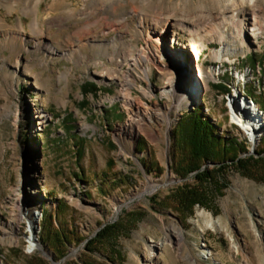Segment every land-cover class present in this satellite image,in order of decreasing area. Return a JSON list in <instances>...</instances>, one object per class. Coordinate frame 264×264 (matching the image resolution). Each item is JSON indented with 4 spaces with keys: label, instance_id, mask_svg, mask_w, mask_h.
<instances>
[{
    "label": "rangeland",
    "instance_id": "1",
    "mask_svg": "<svg viewBox=\"0 0 264 264\" xmlns=\"http://www.w3.org/2000/svg\"><path fill=\"white\" fill-rule=\"evenodd\" d=\"M37 1L41 30L34 32L35 15L22 5ZM12 2L16 7L8 12L2 3ZM112 2L0 0V264H26L34 254L49 264H264V155L258 153L264 136L232 122L234 131L222 137L237 147L236 161L243 160L228 164L219 180L223 187L215 181L222 193L195 204L191 215L180 212L178 200L169 195L184 182L193 184L198 171L185 178L175 173L172 130L178 122L177 129L193 123L202 106L190 114L188 100L178 106L177 96L164 92L171 85L167 77L175 76L170 66L158 71L154 61L129 59L141 49L154 19L157 29L169 21L167 32L188 43L204 67L216 59L220 44L236 43L234 52L224 54L230 63L224 55L219 59L222 68L252 67L246 90L264 107V43L247 57H237L242 47L234 18L230 10L220 12L232 7L230 0H121L107 20ZM235 8L242 18L254 14L264 20V0H241ZM20 26L26 43H7L6 36ZM42 42L74 55L54 56L37 47ZM251 47L244 44L243 50ZM106 66L115 78L101 75ZM207 73L204 105L218 126L229 125L227 84L235 79L229 74L213 79ZM122 91L123 97L113 98ZM217 165L203 160L200 170ZM152 185L156 188L149 192ZM60 199L67 213L59 210L53 220L57 226L66 222L70 232L64 240L66 255L56 259L42 240V227ZM31 219L38 221L35 242L30 241ZM118 220L123 226L106 235L103 244L91 243ZM160 242L164 245L157 249ZM152 248L156 254L150 260Z\"/></svg>",
    "mask_w": 264,
    "mask_h": 264
},
{
    "label": "bare ground",
    "instance_id": "2",
    "mask_svg": "<svg viewBox=\"0 0 264 264\" xmlns=\"http://www.w3.org/2000/svg\"><path fill=\"white\" fill-rule=\"evenodd\" d=\"M250 1H253V0H250ZM120 2L121 0H113L112 5H111L112 11L109 10L107 12L108 14V16L106 17L107 20H111L115 16L114 9L116 6H119ZM240 3H241V0H230L229 4L232 7H226L225 9L223 8L220 9L221 10L220 12L230 10V16L234 18V22L232 25L238 29V31H236V37H237L236 41H240L238 40V36L239 38L241 37L239 31H241L242 29L241 27H243L242 25L247 23V18H242V16H238V9L235 8V5H239ZM2 4L8 10V12H12L16 7V4H14L13 2L12 3H2ZM38 4L39 3L37 1L32 6H30L29 3L22 5L23 11L31 12L32 14L35 15V18L33 19L30 25L32 31L34 32H36L40 28V22L38 18V14H39ZM254 17L255 15L251 14L250 19H254ZM155 22L158 23V21L154 19L152 21V24H155ZM138 23H141V21H138ZM169 24H170L169 21H167L165 26H163L161 30H157V29L149 30L147 39L144 40L140 46L141 49H138L135 55H131L129 57L130 61H134V62L138 61L139 63L143 62L147 64L154 61L152 63L158 71L159 69L162 70L166 66L167 67L170 66L171 68H173L175 76H173V74L171 73V75L167 77V79L165 80V83H171V85H170V88H165L164 92L173 95V97L177 96V99L174 98V100H176L178 106L182 105L184 102H187L188 100L187 106H186L188 108V112L195 111L196 106H199L200 104L202 106L201 107L202 117L204 119L209 120L210 123L214 125V127H217L216 129L220 134V135L218 134L219 136L221 137L225 136L223 135V133L231 129L234 131V129L232 128V122L234 123L238 122V123H241L243 125V128L245 127L244 129H247L250 132V134H254V136L259 135V138L261 139L262 136H264V107H261L260 105H258V102L255 100V98H253V96L249 94V91L246 90L247 82L252 80L254 77L252 68L246 67L244 69H239V68L232 69L231 67H228V68L223 69L222 68L223 63H220L216 67V71L213 72L214 73L213 77L218 80L226 76V74L231 75L232 79H235V81L231 79L232 81L229 82V84H227L231 90H229V92L226 93V99H227L226 105L230 112L229 121H231V123L229 125L223 123V125L218 126L217 124L218 119H215L209 113L203 101L204 95L207 92L206 91L207 84L204 81L203 75L205 72L207 74L206 79L207 80L210 79L207 73L208 68L207 66L204 67V61L201 60L199 56H197V52L191 49L188 43H183V40L180 36H175L174 33H171V34L166 33L167 26ZM87 25L88 24H86V26ZM179 26L183 27V24L179 23ZM248 27H249V23H248ZM255 28L253 26L251 27L252 30H254ZM22 29L23 27L20 26L18 30H12L9 36H6L7 40L9 41L7 43H12V44L26 43L27 37L25 34H23ZM188 30L192 33H198L197 38L202 37L201 35H199V32H197L196 27H189ZM213 31H216V30H213ZM223 31L225 30L223 29ZM153 32H154V35H153ZM246 33L247 32L243 31L244 35H246ZM226 36H221V39L223 38L225 39ZM154 38H156V40L159 41V43H156L153 46V43H149V42H151ZM179 39H181V41H179ZM224 39L222 40V42H224ZM232 44L235 45L236 43L222 44V46L218 49V51H216V55H217L216 58H220V57L222 58L224 54H227L229 51L233 49L235 51L238 48V46L236 45L234 48L230 47ZM37 47L39 49L43 48L44 51L49 52L53 54L54 56L60 55V56H66L68 58H72L74 55V53L73 54L69 53V51H67L64 48H59L53 44H48L46 42L37 44ZM104 50L108 51L107 48H105ZM224 57L226 59H230L229 57L225 55ZM185 61H187L188 66H190L188 71L186 70L187 65ZM149 68L150 66L148 65L144 66V70L146 74L149 73ZM182 68L186 70V73H188V75H186L185 72L182 71ZM115 74H116L115 71L111 70V68L108 66H106L104 68V72L101 73L102 76L107 77L108 79L115 78ZM185 77L186 79H184ZM240 84H242L243 87H240ZM152 93L153 92H151V94ZM67 94L68 93L66 91V95ZM124 95L125 94L122 91L117 97H113V98L118 99V98L123 97ZM153 95L154 94L151 95L153 99L159 98L156 94H155V97ZM113 98H110V99L108 98V99L112 101ZM179 113H180L179 115H181V112ZM135 123L137 124V127L141 125V122L139 121ZM154 188H156L155 185H152L148 187L147 189L149 190V192H152ZM32 198L34 197H31V199ZM37 224H38L37 220L31 219L30 221V231H31L30 241L31 242H35L36 240L35 231H36ZM163 245H164V242L156 243V248L162 249ZM155 252L156 251L154 250V248H152L150 252L151 253L150 260H153V257L156 254ZM74 253H76V251ZM152 264H156V263L154 262Z\"/></svg>",
    "mask_w": 264,
    "mask_h": 264
},
{
    "label": "trees",
    "instance_id": "3",
    "mask_svg": "<svg viewBox=\"0 0 264 264\" xmlns=\"http://www.w3.org/2000/svg\"><path fill=\"white\" fill-rule=\"evenodd\" d=\"M192 112L193 111L189 113L193 114ZM193 119V123L188 121L179 129H177L180 124V122H178L177 126L172 130L173 144L171 146V152L175 158V173L185 178L188 172L192 170L198 171L194 182H192L193 184L184 182L181 186L177 187L174 194L169 195V198H172V200H178V203L175 204L176 208L186 215L193 214L195 204H205L207 203V199L214 198L215 191L217 193H222L223 188L220 187H223V181L221 182L219 180L221 175L224 174V170L228 169L229 163L237 164L243 160L239 159L238 162L236 161L239 158L238 153L235 151L237 147L231 142L227 145L225 143L226 139L214 132L213 128L215 127H213L214 125L211 124L209 120L204 119L202 115L199 116L198 114H196ZM258 153L260 156L264 155V147L261 151H258ZM207 159L219 163V165L214 169L200 170L201 162ZM215 181H217L220 187ZM59 210H65L63 214L67 213V204L64 203L63 199L58 201L54 216H52V213L50 214V211H47L44 219L45 224L42 227V240L44 244L52 248L56 259L66 255L67 248L64 246V240L67 239L66 233L70 232L66 222L64 223L61 221L59 226L55 225L53 217L56 220L58 219ZM121 221L122 220H118L113 223H108L99 231L96 237L91 240V243H94L97 239V244H103L106 235L110 233L114 234L115 231H118L119 228L123 226ZM74 238L75 237L71 239V237H69L71 240L70 242L75 240ZM97 248L100 249L99 247ZM115 256L118 255L116 254ZM26 264H49V262L39 254H34L30 259H27ZM64 264L79 263L67 260ZM85 264L90 263L89 261H85Z\"/></svg>",
    "mask_w": 264,
    "mask_h": 264
},
{
    "label": "water",
    "instance_id": "4",
    "mask_svg": "<svg viewBox=\"0 0 264 264\" xmlns=\"http://www.w3.org/2000/svg\"><path fill=\"white\" fill-rule=\"evenodd\" d=\"M185 63H186V65L188 66V62H187V61H185ZM189 67H190V66H188V69H189ZM56 264H57V263H56Z\"/></svg>",
    "mask_w": 264,
    "mask_h": 264
}]
</instances>
